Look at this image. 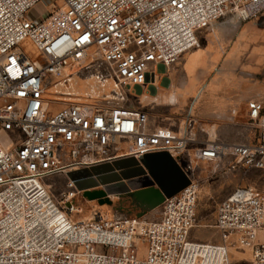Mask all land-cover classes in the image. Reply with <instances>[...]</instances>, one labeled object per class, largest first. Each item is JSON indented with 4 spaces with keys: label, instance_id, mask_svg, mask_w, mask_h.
<instances>
[{
    "label": "built area",
    "instance_id": "obj_1",
    "mask_svg": "<svg viewBox=\"0 0 264 264\" xmlns=\"http://www.w3.org/2000/svg\"><path fill=\"white\" fill-rule=\"evenodd\" d=\"M43 1L0 0V264H233V250L249 253L241 264H264V187L239 186L221 202L211 225L221 242L191 240L200 185L183 160L200 142L197 121L152 127L132 99L158 65L201 47L199 29L226 17L250 21L264 0H51L52 11L28 18ZM249 119L256 141L207 144L194 157L228 161L264 182L263 102H249ZM161 151L192 182L165 200L157 220L77 219L75 183L68 178L60 200L44 184Z\"/></svg>",
    "mask_w": 264,
    "mask_h": 264
},
{
    "label": "rangeland",
    "instance_id": "obj_2",
    "mask_svg": "<svg viewBox=\"0 0 264 264\" xmlns=\"http://www.w3.org/2000/svg\"><path fill=\"white\" fill-rule=\"evenodd\" d=\"M51 2V0H45L36 5L28 13V18L37 19L45 16L47 12L55 8V5ZM221 20L225 21L227 19L217 20L210 27L197 31L201 45L206 46L209 56L215 57L212 58L213 61L207 63L206 72L208 76L202 82L200 90L191 97L190 103L182 104L183 106L180 107L175 104L176 112L174 114L177 117L182 115L185 118L188 116L196 117L195 114L199 106L203 104L210 91L212 89H224L227 86V81L231 85L245 88L247 94L254 93L256 99L264 103V12L247 22L238 19L237 28L239 30L229 29L232 36L230 39L223 38L218 29L211 31V27ZM22 48L27 54L34 53L30 41L24 42ZM228 49L230 53L227 52ZM223 53L224 56L229 53V56L225 58L222 56ZM177 64L170 66L169 69H175ZM193 68L195 69L196 65ZM193 68L190 70L194 71ZM157 80L158 78H156ZM78 90L85 92L89 90V87L87 84L82 83ZM132 99L138 105L137 107L141 109L139 107V97L135 96ZM247 127H251L256 136H259V129L255 125L248 122ZM193 149V147H189L183 160L184 168L200 185L197 213L200 227L192 232L190 239L197 242L218 243L221 242L219 233L211 225L215 223L217 210L221 202L228 198L239 186L262 188L264 182H254L253 178L260 176V173L254 171L246 179L238 170L231 169L228 161L198 160L193 155ZM68 180L67 175L58 174L46 178L44 184L50 187L53 195L60 200L63 191L68 190ZM150 184H152V181L149 178H140L135 181L102 186L91 190L92 192H102V195L96 198H90L86 192H80L74 203L81 212L75 214V218L89 219L94 216H104L108 218H139L145 221L158 219L162 214L163 205L148 210L132 197L136 190ZM207 225L210 226L204 227ZM258 242L264 243V231L259 233ZM142 253H144L143 247ZM248 258V252L232 251L233 264H241L243 263L241 259L247 260Z\"/></svg>",
    "mask_w": 264,
    "mask_h": 264
},
{
    "label": "crops",
    "instance_id": "obj_3",
    "mask_svg": "<svg viewBox=\"0 0 264 264\" xmlns=\"http://www.w3.org/2000/svg\"><path fill=\"white\" fill-rule=\"evenodd\" d=\"M224 19L227 20L215 23L211 31L218 29L223 38L230 39L232 36L229 29L239 30L237 28L238 19L236 17ZM211 41L214 43L213 40ZM207 51L206 46L202 44L197 51L184 54L177 62L178 64L176 63L175 69L158 65L150 76V83L136 89L140 99L139 107L150 114L152 127H168L175 130L182 127L185 117L183 115L177 117L174 114L175 104L180 107L183 106L182 104L190 103L191 97L200 90L202 82L208 76L207 63L213 61L212 58L215 57L209 56ZM229 51L228 49L227 52ZM229 53L224 57L229 56ZM192 68L194 71L190 70ZM156 78H158L157 81ZM250 101L259 100L256 99L254 93L247 94L245 88L231 85L229 81L224 89H212L194 117L197 121V134L200 142L193 146V150L212 143H252L256 141L255 131L247 127L248 122L251 123L249 119ZM237 170L243 175L241 169Z\"/></svg>",
    "mask_w": 264,
    "mask_h": 264
},
{
    "label": "water",
    "instance_id": "obj_4",
    "mask_svg": "<svg viewBox=\"0 0 264 264\" xmlns=\"http://www.w3.org/2000/svg\"><path fill=\"white\" fill-rule=\"evenodd\" d=\"M68 178L80 192H86L90 198L102 195V192H92V189L149 178L152 184L139 188L132 196L148 210L160 207L166 199L176 196L192 182L182 165L167 151L149 153L140 160L130 157L75 170L68 173Z\"/></svg>",
    "mask_w": 264,
    "mask_h": 264
}]
</instances>
